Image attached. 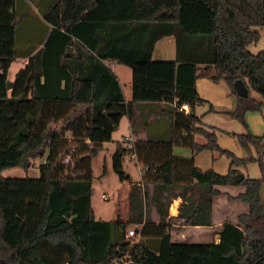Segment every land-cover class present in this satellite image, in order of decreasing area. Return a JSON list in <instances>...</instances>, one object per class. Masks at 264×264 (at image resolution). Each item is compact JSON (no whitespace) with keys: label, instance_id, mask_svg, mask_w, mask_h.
Wrapping results in <instances>:
<instances>
[{"label":"trees","instance_id":"1","mask_svg":"<svg viewBox=\"0 0 264 264\" xmlns=\"http://www.w3.org/2000/svg\"><path fill=\"white\" fill-rule=\"evenodd\" d=\"M28 1L52 27L7 88L10 61L24 51L15 46L16 0H0V264H119L127 259L128 264H264V132L237 133L256 154L236 156L193 112L204 101L195 86L199 63L213 68L212 79L227 82L237 98L228 113L245 126L244 112L264 104V49L247 48L259 38L254 26L264 25V0ZM168 34L175 37L173 98L151 103L153 109L135 116L134 103L125 100L104 60L132 66L149 61L156 39ZM72 43L75 53L68 50ZM237 78L246 84V95L237 92ZM250 88L261 98L250 96ZM182 102L189 105L187 112L179 108ZM122 115L132 131L142 119L167 128L132 138L131 147L122 145L126 137L116 143L112 157L119 178H129L122 160L125 152L134 153L142 163L144 185L131 182L126 219H103L94 216L90 202V157ZM194 132L205 141L196 142ZM178 144L189 146L192 154L204 148L226 153L228 170L195 166L192 155L173 153ZM44 154L36 177L1 174L11 166L26 168ZM249 160L257 162L260 176L242 172L239 165ZM237 172L243 174L240 180ZM178 185L180 192L174 190ZM217 185L242 186L230 197L246 203L247 210L219 224L217 242L172 240L163 221L173 195L182 197L177 216L184 222L211 224L212 200L223 193ZM150 205L159 212L158 223L148 222ZM133 224H141L135 229L140 237H156L157 246L126 236Z\"/></svg>","mask_w":264,"mask_h":264},{"label":"crops","instance_id":"2","mask_svg":"<svg viewBox=\"0 0 264 264\" xmlns=\"http://www.w3.org/2000/svg\"><path fill=\"white\" fill-rule=\"evenodd\" d=\"M43 23L45 25L44 26L45 31L42 39L36 41L34 44L27 45L25 48L20 49L21 51H24V53L28 50H31L29 53L16 55V58H20V60H22L24 64L28 62L32 53L43 45V42L52 27V25L48 23L46 20H43ZM170 35L173 34L164 35L156 39L152 49L151 59L149 61L140 62L132 66L120 62L116 59L104 60V62L115 73L121 85L125 100L134 103L135 116H138L140 111L142 113L149 111V109L152 108L151 103L163 104L173 98V89H174L173 74H174V66L176 63L175 54L171 55V52H167L166 49H167L168 40H164L165 36H170ZM80 48L84 52H88L87 47L81 45ZM68 50L72 53H75L76 45L73 43L70 44ZM198 65H199L198 68L199 75L196 77L195 86L198 94L205 100L194 105L193 112L194 114L198 115L199 123L201 125L212 128L217 127V125H214L209 120L210 119L209 112H212L214 110H221V109L232 110L233 107L236 106V96L232 94L227 82L224 79H218V80L211 79L210 76L213 73H211V71L206 73L204 71V66L202 63H199ZM206 68L212 69L211 67H206ZM7 77L13 80V78L8 76V74ZM40 78L41 80L43 79L42 76ZM61 84H63V80H61ZM217 88H219L220 95L215 94L213 92V90L214 89L217 90ZM206 100H210L211 102H213V106H212L213 110H207L205 108L206 106H203L206 103ZM197 107H199V109H197ZM155 109L158 110V108ZM122 117H125L127 124L129 125L128 133L123 134L122 138L126 137L130 141H132V138L136 136L144 137V138L147 137V135L150 134L149 133L150 130L153 131V133H157L167 128L166 124L154 122V123H150L151 124L150 125V124H146L145 123L146 121L142 119L138 124L135 125L134 127L135 130L132 131L130 128V121L127 115H122L119 119L118 124L121 122ZM255 124L256 123H254V125ZM148 127L151 128L149 129V131H148ZM217 128L218 130L215 129L216 137H218V141L220 142V144L225 145V143H222L221 140L222 139L226 140L225 137L227 136H225V134H223V132L219 130V127ZM257 134L260 135V133ZM222 135H224L223 136L224 138H222ZM193 139L196 142L202 143L205 141V136L200 132H194ZM227 140H230V138L229 139L227 138ZM86 141L89 143L88 139H86ZM125 143L126 142L122 141V145H125ZM173 153L177 156H184V157H189L192 155L193 164L203 170L211 168L217 172H222V173L226 172L224 169H221L220 165L217 164V161L213 159V153L210 152L208 149H201L195 152L194 154H192V150L189 146L178 144L173 146ZM241 154H242L241 157L247 156L244 155V153ZM129 156L133 159L136 165V170L134 174L132 172L126 173V175H129L128 179L127 178L122 179L123 187L120 196L123 195L125 197V202L124 204H122L120 208L119 207L117 208V216H119L122 219H126L128 217V213H127L129 208L128 193L131 182H137L142 186L144 185L141 179L142 163L138 161L135 156H132L131 153H129ZM146 185L151 191V183L148 182ZM217 187L221 191H223V193L215 196L212 200L211 224H190L184 222L182 217L177 216L179 212V206L182 201V197L179 193L173 195L170 203L166 208V216H165V220L163 221V223L166 226L165 229L170 234L172 240H186L193 242L211 241V240L217 242L219 240V233L217 232V227L223 220H225L222 218L225 216V210L230 205V201L227 199L231 198L233 199V201H237L238 199H234L230 197V195L236 194L238 191L242 190L243 187L237 190H235L236 188L235 185L234 186L217 185ZM180 189L181 188L179 185L174 188V190H178L179 192ZM222 194H224L225 197V202L223 205H222ZM240 203L246 205V203L242 201H240ZM148 213L151 219L148 222L150 223L159 222L160 219L159 212L157 211L154 205L148 206ZM228 220L235 221L230 218ZM140 225L133 224L130 227L135 228L136 226L138 227ZM134 237H135L134 238L135 241L137 240L143 241L144 243H147L152 247H156L158 244L156 237H152V236L140 237L139 233H136ZM129 261L130 259L122 260L121 263L119 264H128Z\"/></svg>","mask_w":264,"mask_h":264},{"label":"rangeland","instance_id":"3","mask_svg":"<svg viewBox=\"0 0 264 264\" xmlns=\"http://www.w3.org/2000/svg\"><path fill=\"white\" fill-rule=\"evenodd\" d=\"M14 9L17 15L15 23L16 48L23 49L27 45L34 44L36 41L42 39L45 31V25L43 23L44 19L42 17L40 8L28 0H16ZM254 28L258 30L259 38L247 45L248 50H250L251 52H256L260 49H264V25H256L254 26ZM164 40H168L166 49L167 52H171V55L175 54V37L173 35L165 36ZM24 65L25 64L22 62V60H20V58H16L15 56L10 61V64L8 66V76L14 78V75L18 71V69L23 67ZM204 71L206 73H208L209 71L213 73L214 70L213 68L207 69L206 67H204ZM213 92L220 95L219 88H217V90L214 89ZM232 94L236 96L235 93L232 92ZM249 95L256 99L261 98V95L252 88L249 89ZM203 106H206L205 108L207 110H213V102H211L210 100H206V103ZM235 107H233V109ZM197 109H199V107H197ZM232 110L221 109L209 112V120L214 125H217V127H219V130L222 131L225 136H227L225 137L226 140H221L222 143H225L226 146L220 144V142L218 141V137H216L217 142L220 144V146L232 151L236 156L241 157V153H244V155L247 156H249L250 153H253L255 155L256 150L254 146L250 145V149L243 146L238 140L237 133L244 132L246 131V129L250 130L253 134L256 135H259L257 133L261 134L262 132H264V104L258 109H247L244 112V120L246 126L237 117L228 113V111ZM254 123L256 124L254 125ZM217 127L213 128L218 130ZM128 131L129 125L127 124L125 117H122L121 122L112 130L110 138L102 141L97 152L90 157V166L92 172V194L90 197V202L95 217H100L103 219L115 218L117 216V208H120L125 202V197L123 195L120 196V194L122 193L123 184L122 180L118 176V172L113 167L112 155L115 152L116 143L122 140V135L128 133ZM66 134L68 135L69 133L66 132ZM223 136L224 135H222V138H224ZM227 138H230V140H227ZM208 150L213 153V159L217 161V164L220 165L221 169L227 171L229 167L230 157L226 153H219L218 151L211 149ZM44 158L45 154L41 157L33 158L31 164L26 168L18 165L4 168L1 170V174L6 176L36 177L39 175L38 165L44 160ZM104 166L106 167L105 172L103 171ZM239 167L241 168L243 173L249 176H260V170L255 160H249L244 165H239ZM122 170H124L125 173H135L136 165L133 159L129 156L128 152L124 153L122 160ZM235 186V190L242 188V186L240 185ZM102 193H105L106 197H103ZM227 200L230 201V205L225 210V216L222 219L230 218L236 220L237 213L247 210V206L240 203V201H233V199L231 198H228ZM260 200L262 203H264V182H262V185L260 187ZM224 202L225 197L224 194H222V205L224 204Z\"/></svg>","mask_w":264,"mask_h":264},{"label":"water","instance_id":"4","mask_svg":"<svg viewBox=\"0 0 264 264\" xmlns=\"http://www.w3.org/2000/svg\"><path fill=\"white\" fill-rule=\"evenodd\" d=\"M0 67H1V64H0ZM5 83H6V87H7V88H10V87L13 85V80L7 78V79L5 80ZM234 85H235V87H236V89H237V92H238L239 94H241V95H246V94L248 93V88H247L246 84L244 83V81H243L241 78H237V79L235 80V82H234ZM242 175H243L242 172H237V173L235 174V178H236L237 180H240L241 177H242ZM135 229L137 230L138 227L136 226Z\"/></svg>","mask_w":264,"mask_h":264},{"label":"built area","instance_id":"5","mask_svg":"<svg viewBox=\"0 0 264 264\" xmlns=\"http://www.w3.org/2000/svg\"><path fill=\"white\" fill-rule=\"evenodd\" d=\"M179 108L182 109V110H184L185 112H187L188 109H189V105H188L186 102H182V103L179 105ZM125 144H126V146L131 147V146H132V141H130V140L128 139V142H126ZM131 155L134 156V153H131ZM68 159H69V156L67 155V156L64 158V160H68ZM102 196H103V197H106V194H105V193H102ZM135 234H136V230H135V228L130 227V228L128 229L127 233H126V236H133V237H134ZM134 238H135V237H134Z\"/></svg>","mask_w":264,"mask_h":264}]
</instances>
